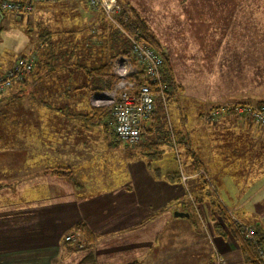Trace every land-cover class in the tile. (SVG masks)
<instances>
[{
  "label": "crops",
  "instance_id": "obj_1",
  "mask_svg": "<svg viewBox=\"0 0 264 264\" xmlns=\"http://www.w3.org/2000/svg\"><path fill=\"white\" fill-rule=\"evenodd\" d=\"M58 5L68 6L67 12H57ZM46 8L52 9L51 16L44 15ZM58 13L65 18V32L77 31L78 39L49 29L56 24L54 16ZM34 15L50 16L54 21L45 25L42 35L39 32L44 29L38 34L35 30L34 44L27 52L37 47L36 37L46 36L49 42L41 45V55L40 48H36L35 65L25 82L13 83L0 95V264H211L215 250L225 264H248L227 230H213L216 219L213 221L211 215L210 198L201 193L198 184H193L195 179H189L185 187L198 196L199 208L196 207L206 227L197 222L194 205L182 199V184V194L170 180L166 184L174 188L170 187L169 195L142 196L137 189L133 192L128 170L132 168L130 157L134 152L123 143L113 142L108 130L99 131L103 117L90 125L82 116L90 109L88 92L104 89L107 82V77L90 75L87 69L109 62L113 52L109 51V28L101 12L90 9L83 0H61L38 3L28 16L1 13L0 40L5 41L3 36L14 31L19 34L21 20L29 21ZM8 25L15 27H5ZM50 42L53 51L48 46ZM9 49L3 43L0 71L22 55L20 51L11 54ZM35 90L41 92V97L28 98ZM66 91L70 97L75 93L69 98ZM50 92L59 93L52 97ZM219 93L210 107L220 98L232 97L229 92ZM237 120L223 115L209 124L220 135L225 134L228 141L222 142L219 137L214 141L205 135L204 157L194 154L234 218L264 231V174L246 172L245 166L253 164L250 158L255 151L244 143L245 139L261 137L254 134L251 124ZM78 122L98 130L77 134L74 128ZM69 126L73 130L70 136ZM105 150H111L120 163H99L98 156ZM51 167H68L71 176L45 173ZM91 186L99 197L93 201L95 204L88 198L91 204L85 205L80 199L83 193L79 197L77 192L91 190ZM78 188L81 189L77 191ZM176 212L187 215L177 216ZM78 223L84 224L93 236L86 250H75L63 242V236ZM87 253L90 258L83 261Z\"/></svg>",
  "mask_w": 264,
  "mask_h": 264
},
{
  "label": "rangeland",
  "instance_id": "obj_2",
  "mask_svg": "<svg viewBox=\"0 0 264 264\" xmlns=\"http://www.w3.org/2000/svg\"><path fill=\"white\" fill-rule=\"evenodd\" d=\"M116 1L123 9H126V11L131 9V11L133 10L138 15V17L146 24L147 31L157 40L161 52L168 58L174 80V88L172 89L174 92L171 95V102L166 104L165 115L167 114L168 116L170 127H173L174 130H182L186 139L181 140L187 142V147L191 153L196 152L198 156L204 157L203 154L205 153V148L203 137H205V135L210 136L212 139H217L219 137L222 142L228 141L225 134L220 135V131H215L209 126V124L217 121L223 115L215 120H210L206 116L210 105L213 103L212 100L218 95H221L219 92L226 95L227 92H229L231 93L229 96L232 97L230 99L229 97H226L227 99L224 97L220 98L217 105L221 102L230 100L242 101L244 103L263 104V6L260 7L257 3L242 6L241 2L244 0ZM35 6L36 4H34L31 11L24 14L10 13L18 16H28L33 13ZM58 6L59 9L57 12H67L68 6ZM99 11L108 25L107 28H109V32L114 31L116 35L125 37L122 35L120 28H118V26H121L119 21L122 14L117 16L115 23H111L106 19L103 11ZM4 13L8 12H3V14ZM50 14H52V9H44V15ZM50 16L38 18L34 15L29 21L21 20L20 25H18L20 28L19 34L14 31V34L8 33L4 35L3 38L6 40H0V50L4 43L5 46H10L8 52L11 54L19 53V51L22 55L29 53L35 54V52H37L36 48H41L38 39H43V45H47V42H49L47 41L46 36H40V38L36 37L37 41L35 44L37 47L35 46L36 48L30 49L28 52L27 49L34 44L33 34H35V30L38 34L40 29H44L45 25L53 20ZM54 19L56 24H52L49 29L52 28L65 37L72 39L79 38V33L77 31L65 32L66 29H64L63 26L65 18L62 15L59 13L55 14ZM12 26L15 27V25H8L5 27ZM30 27L32 29H29ZM259 30L263 31L260 32ZM42 32H45V29L41 30L39 35H42ZM112 34H109V37H112ZM78 42L81 41L79 40ZM127 43L128 49L126 45V52L129 51V42L127 41ZM76 44L78 43L76 42ZM48 46H51L52 50L51 42L48 43ZM102 50L105 52L111 51H107L105 48H102ZM213 84H215V86L213 89H210V86ZM40 95L41 92L35 90L28 98L38 99L41 97ZM86 98L90 109L97 108L102 112H105L101 117L105 120L104 123L107 126L106 129L108 128L107 130L110 132L111 140L115 143H121L113 132L112 121L107 107H95L90 103L88 97ZM214 105L216 104H213L212 106ZM5 109L9 110V108ZM224 115H232L238 119V122L247 125L251 124L255 129L254 134L256 133L261 137L260 139H257L256 137H253V139L250 140L245 139V145L252 147L255 154H252V157L250 158V162H253V164L247 163L248 160H244V162L248 164L245 166L246 172L255 173V171H257L264 174V124L257 122L250 114L236 115L234 112H231ZM87 120L88 123L92 125L88 118ZM104 123H99V131L103 130L102 126ZM68 124H70V122H68ZM72 124L74 125V123ZM81 125L83 126L82 128ZM69 128L68 131L70 136V131L73 130H71L72 126H69ZM98 129L97 127H87L86 123L83 125V123L78 122L74 131L77 132V134H80L81 132H96ZM157 136L158 132L153 131L147 135H142L140 142L136 145L124 144V146L129 147V149L132 150L131 152H134L130 157L132 168L131 170H128L129 175L131 174V177L129 178L131 182L129 185L132 188V191L135 192L136 189L140 190L141 192L137 193L143 194L142 196L169 195V191H171L170 187L173 186H170L171 183L167 185L166 182L167 180H170V182H173L175 185V188H178L179 194H182L181 184L183 185L184 192L182 194L183 197L181 196L182 198L187 200L188 194H190L192 195L191 197H193L191 199L194 200L195 196L185 187V184L189 179H195L194 181L196 183L193 184H199V180H197V178H199V175L197 174L199 168H193L190 165L191 159L187 156L183 144L177 143L176 140L161 144L158 142L159 140L157 139ZM93 140L94 138L91 141L93 142ZM206 140H210V138ZM95 141L98 140L95 139ZM140 143H144L147 146H151L152 144V147L146 148L145 146H142L144 144L139 145ZM216 146H219V144ZM115 157L117 156H113L111 150H105L100 157L98 156V162L102 164L120 163L118 160L114 159ZM125 161L128 162V158ZM179 165L181 167L183 165L181 171L187 177V179H185V184L180 180L179 175L181 171ZM97 173H99V171ZM171 173L172 175L170 177L166 176ZM206 173L208 175L207 171ZM157 174H162V176L157 178ZM176 181L179 183H176ZM79 189L81 188H78L77 191ZM95 189L96 188L91 186V190L90 188H83V192H77L79 193V197L81 196V193H83V196L80 199L83 198L85 205L86 203L91 204L90 202L98 199L99 196L96 195V192H92ZM86 190L88 191L85 193ZM131 195L134 196L133 193H131ZM88 198L90 202L87 201ZM196 198L198 200V196ZM173 202H176V200L173 199ZM224 206L226 211L229 210L232 212V210L228 209L226 205ZM213 221L214 225L218 222L222 225V221L215 216H213ZM197 222L200 226L206 227L199 216H197ZM71 231L72 230L69 232ZM206 235L208 234L206 233ZM74 247L72 248L75 250H86L85 243L81 248ZM87 255L90 257V253H87L85 257H83V261L84 259L87 260Z\"/></svg>",
  "mask_w": 264,
  "mask_h": 264
},
{
  "label": "built area",
  "instance_id": "obj_3",
  "mask_svg": "<svg viewBox=\"0 0 264 264\" xmlns=\"http://www.w3.org/2000/svg\"><path fill=\"white\" fill-rule=\"evenodd\" d=\"M60 0H0V14L3 12H13L24 14L32 10L34 4L56 3ZM92 9L103 11L107 20L115 23L117 16L122 14L123 8L116 0H83ZM122 35L129 42V51L115 55L110 61V73L113 81L108 89L92 91L88 95V100L95 107L106 106L112 121V128L115 136L125 145H136L140 142L147 122L155 109V94L165 104V84L161 81V68L163 58L161 54L136 39L130 32L118 26ZM36 56L33 53L19 56L13 65L0 72V94L12 86L13 82L23 80L35 64ZM140 74L142 84H139L133 76ZM146 84H151L157 88L154 93L149 90ZM234 112L237 114H250L257 122L264 124V103H244L230 100L211 106L206 116L210 120H215L219 116ZM181 171V169H180ZM198 175H203L208 179V175L203 168H199ZM180 180L184 182L186 175L180 172ZM188 201L193 202L188 194ZM194 205V203H193ZM195 211L197 207L193 206ZM241 233L247 237L254 235V227L244 225ZM63 240L81 248L80 229L74 228L71 232L63 236ZM264 260V252L259 251ZM211 264H225L221 255L215 250Z\"/></svg>",
  "mask_w": 264,
  "mask_h": 264
},
{
  "label": "trees",
  "instance_id": "obj_4",
  "mask_svg": "<svg viewBox=\"0 0 264 264\" xmlns=\"http://www.w3.org/2000/svg\"><path fill=\"white\" fill-rule=\"evenodd\" d=\"M253 3H257L258 6L264 7V0H244L241 2L242 6H246V5H250V4L253 5ZM119 23L124 30L130 32L136 39L141 40L143 43H145L146 45H148L152 49L158 51L163 58V65L161 68V81L165 84V90H164V94H165V102L164 103L165 104H163L161 102L160 98L157 97V95L155 94V96H156L155 97V109H154L153 113L151 114L150 119L148 120L149 122L147 123V128L144 131V134L147 135L148 133H151L153 131H157L158 132L157 139L159 140L158 141L159 143L163 144V143H168L171 140H176L177 143L183 144V147L185 149L187 156L191 159L190 165L193 168H202V162L199 159V157L197 155H195L194 153L190 152V150L187 147L186 141L183 142L181 140V139H183V140L186 139L182 130H174L173 127H170L168 116H167V114L165 115L166 104H169L171 102V97H172L171 95L174 92L172 90L174 88V80H173L172 71H171V67H170L167 56L161 52L157 40L154 38V36L150 32L147 31L146 24L138 17V15L133 10L132 11H131V9H129L127 11H126V9L123 10ZM259 31L262 32L263 30H259ZM45 34L48 35L49 32H46ZM109 34H112V37H109ZM109 34L106 37L108 38V41L110 44V50H111L110 52L113 51L109 57L111 60L117 54L126 53V51H127L126 45H127V49H128V43H127V40L125 37H120L119 35H116L114 33V31L109 32ZM42 37H44V36H42ZM41 40L43 41V39H41ZM43 43L44 42H40L39 44H41L43 46ZM40 50H41V52H39V53L41 55L42 51H44V50L42 48H40ZM113 53H115V54L113 55ZM30 72H32V70ZM30 72H28L26 74L25 78L27 77V75ZM87 73L90 75L95 74V75H100L102 77H107V82H106V85L104 86V89H108L111 86V83L113 81V76L110 73L109 62H106V63L103 62L96 67H92L91 69L89 68V69H87ZM139 75L140 74H136L133 77L137 79L139 84H142V81H141ZM25 80L26 79L21 80L18 83H20V82L23 83V82H25ZM146 85L148 86L150 91H152L154 93L157 92L156 87H153L151 84H146ZM99 90H103V89L99 88ZM23 92H25V91L22 90V93ZM90 92H92V91H89L88 94ZM57 93H59V92H50L49 94L53 97L54 94L56 95ZM68 93H70V92H68ZM68 93L66 91V94L68 95V97L71 98V97H73V94L75 92L71 93L72 94L71 97L69 96L70 94H68ZM85 94H86V91L83 92V95H85ZM88 94L86 97H88ZM61 108H63V107H60L58 109H61ZM68 108L69 107H67V108L64 107V109L70 110V108L69 109ZM104 113L105 112H102L100 109L92 108V109H89V112H87L86 114H83L82 116L84 118L87 117L91 121V124L95 125L96 122L98 121L97 118L104 115ZM76 115L81 116L80 114H76ZM148 124H149V127H148ZM106 127L107 126L104 123V125H103V129H105L104 131H107ZM182 128H184V127H182ZM142 144H144V143H140L139 145H142ZM142 146H145L146 148H148V147H152V144H151V146L150 145L147 146L146 144H144ZM179 167H180L179 169H183L182 168L183 165H182V167L179 165ZM194 172H195V170H194ZM45 173L52 174V175L53 174L59 175V176H67V177L71 176V171L68 167H62V168L61 167H51V168L47 169ZM198 180H199L198 185H199L200 189L202 190L201 193H203V195H206L210 198V205L212 206L211 207V215L215 216L217 219L219 218L222 221V225L219 224V222H218L217 224H215L213 226V230L217 233H223V231L227 230V232H229L233 236V238L235 239L237 245L240 248L243 260L246 263H248V264H264V260L262 259L261 253L259 252L260 250L264 252V246H263V244H264V231L262 230V228H260L259 226H253L254 227V235L251 238L247 237L244 233H241L242 227L244 226L243 223H240L237 219H235L232 212H230L229 210L226 211V209L224 208L225 206L219 197V194L217 192V188H216L212 178L210 177V175L208 174V179L206 177H204L203 175H199ZM191 198H193V197H191ZM182 199H184V198H182ZM182 199H181V202H182ZM195 200H197L196 196L194 197V200H192L193 202H191V204L194 203V205L197 206L198 200L197 201H195ZM189 202L190 201H188L187 203H189ZM195 213L199 216V209L198 208H197V211H195ZM76 227H78L80 229V240H81L80 242L83 244V246L85 243L86 248H88L89 247L88 243H90L93 239L92 234L89 232V230L86 228V226L82 223L76 224L74 226V228H76ZM63 242L65 244L72 245V247L75 246L74 244H72L70 242H67L64 240H63ZM89 258L90 257H87V259H89Z\"/></svg>",
  "mask_w": 264,
  "mask_h": 264
},
{
  "label": "water",
  "instance_id": "obj_5",
  "mask_svg": "<svg viewBox=\"0 0 264 264\" xmlns=\"http://www.w3.org/2000/svg\"><path fill=\"white\" fill-rule=\"evenodd\" d=\"M175 215H177V216H183V215H187V213L185 214L183 212H176Z\"/></svg>",
  "mask_w": 264,
  "mask_h": 264
}]
</instances>
